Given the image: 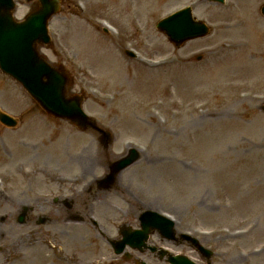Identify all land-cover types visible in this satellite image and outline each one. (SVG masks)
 I'll list each match as a JSON object with an SVG mask.
<instances>
[{
  "label": "rangeland",
  "instance_id": "rangeland-1",
  "mask_svg": "<svg viewBox=\"0 0 264 264\" xmlns=\"http://www.w3.org/2000/svg\"><path fill=\"white\" fill-rule=\"evenodd\" d=\"M263 3L64 0L50 22L52 43L40 49L65 65L68 92L86 93L85 111L112 141L103 149L97 132L47 115L0 71V109L20 121L15 128L0 122V264H135L87 220L63 221L53 198L72 194L77 207L90 204L83 213L96 214L108 237L122 223L137 227L141 212L159 210L178 234L212 248L216 264H264V186L257 184L264 182ZM188 4L211 31L177 48L155 24ZM33 8L18 0L16 16ZM130 146L141 157L123 170L118 189L84 195L81 167L93 181L104 172V153L115 159ZM25 205L34 210L19 224ZM42 214L50 221L38 224ZM149 243L200 260L181 239L153 235ZM129 250L166 264L151 250Z\"/></svg>",
  "mask_w": 264,
  "mask_h": 264
},
{
  "label": "water",
  "instance_id": "water-1",
  "mask_svg": "<svg viewBox=\"0 0 264 264\" xmlns=\"http://www.w3.org/2000/svg\"><path fill=\"white\" fill-rule=\"evenodd\" d=\"M39 3L38 9L26 19L18 21L13 15L15 0H0V68L20 81L49 113L70 118L80 127L95 126L82 109L83 96H66L67 75L64 71L60 73L53 69L38 52V42L50 41L47 24L49 18L58 11L60 0H39ZM262 12L264 13V5ZM157 27L165 31L177 44L208 31L204 23L193 19L190 9L162 19ZM0 119L9 125L16 123L3 112H0ZM137 156V151L132 149L128 156L112 165V170L117 172L125 168L136 160ZM141 225V230L125 234L124 239L118 243L120 248H116V252L122 251L126 243L142 249L146 246L145 240L149 232L156 228L160 229L164 236L174 237L173 223L157 213H146ZM183 238L191 240L200 250H205L195 238L188 235H183ZM170 261L173 264H195L185 256H172Z\"/></svg>",
  "mask_w": 264,
  "mask_h": 264
},
{
  "label": "flooded vegetation",
  "instance_id": "flooded-vegetation-1",
  "mask_svg": "<svg viewBox=\"0 0 264 264\" xmlns=\"http://www.w3.org/2000/svg\"><path fill=\"white\" fill-rule=\"evenodd\" d=\"M80 172H81V175H82V178H80V180L85 179L86 176L83 173H85L86 170L83 167H81V171ZM112 187H113V189L115 188V183L112 184ZM100 191H105L106 192L108 190L101 188V186L98 183H95V184L94 183H89L87 185V187L85 188V194L84 195H87V197H88V194H89L91 196V198L92 197L96 198L98 193H100ZM61 204H62L61 208L63 209V211L65 213V214H63V220L64 221H73V222H81L84 219L83 218V211H82L83 205L87 206L86 210H88V208L90 206V204H88V202L85 200L82 203V205L79 204L80 206L77 207V205H76L77 204V200H76L75 196H71V195H70V198H64L63 201L61 202ZM29 210L31 212H33L32 208H30ZM86 212L87 211H85V213ZM30 217H31V215H30ZM49 217L50 216L46 215V222L50 221Z\"/></svg>",
  "mask_w": 264,
  "mask_h": 264
},
{
  "label": "bare ground",
  "instance_id": "bare-ground-1",
  "mask_svg": "<svg viewBox=\"0 0 264 264\" xmlns=\"http://www.w3.org/2000/svg\"><path fill=\"white\" fill-rule=\"evenodd\" d=\"M25 258H27V256H25ZM34 262V261H33Z\"/></svg>",
  "mask_w": 264,
  "mask_h": 264
}]
</instances>
